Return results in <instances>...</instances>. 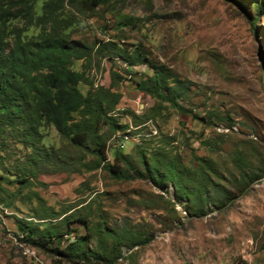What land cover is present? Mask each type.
Returning <instances> with one entry per match:
<instances>
[{"label": "rangeland", "instance_id": "obj_1", "mask_svg": "<svg viewBox=\"0 0 264 264\" xmlns=\"http://www.w3.org/2000/svg\"><path fill=\"white\" fill-rule=\"evenodd\" d=\"M246 1L238 6L226 0H109L92 18L80 17L73 39L89 47L110 39L128 51L139 46L184 85L178 105L186 112H180L136 88L135 81L152 75L149 67L118 61L133 74L119 83L117 110L135 111L139 100L136 115L141 120L137 125L129 116L121 120L129 128L109 137L108 160L118 146L135 165L139 148L166 152L190 170L199 168L197 158H203L218 170V182L225 187L233 175L264 162V12L252 29ZM42 2H37V12ZM125 19L130 23L124 26ZM113 68L114 62L95 50L91 59L72 64L90 82L105 87ZM80 89L86 93L89 85ZM207 114L213 115L210 122L195 118ZM46 134L45 142L54 149L76 156L53 128ZM23 154L21 146L9 145L5 162ZM43 171L26 185L0 183V264H54L39 250L24 251L26 244L11 234L15 219L38 221L34 212L41 215L47 207L61 214L53 222L78 208L92 225L102 220L109 229L146 239L132 248L124 242L113 264H264V176L226 206H209L197 217L185 213L186 200L175 202L170 183L160 191L148 180H118L101 169L72 172L48 165ZM71 227V235H84L81 226ZM107 244L113 245L111 240ZM91 245L98 248L95 241Z\"/></svg>", "mask_w": 264, "mask_h": 264}, {"label": "trees", "instance_id": "obj_2", "mask_svg": "<svg viewBox=\"0 0 264 264\" xmlns=\"http://www.w3.org/2000/svg\"><path fill=\"white\" fill-rule=\"evenodd\" d=\"M38 1L0 0V183L26 185L45 172L48 165L71 168L72 172L101 169L118 180H148L160 191L170 183L175 202L186 200L185 213L198 217L205 215L209 206H226L264 176L262 162L258 168L233 175L229 187H225L218 182V170L203 158H197L199 168L190 170L166 152L148 153L140 148L137 165L120 146L114 149L112 160H108L109 137L113 135V140L129 128L121 120L129 116L135 125L141 120L133 110H117L122 97L117 90L119 83L126 79V74H133L118 61L128 67H149L152 75L135 81L136 88L180 112H186L178 105L184 85L177 74L155 64L139 46L128 51L110 39L89 47L73 39L80 17L92 18L94 11L109 0H43L37 12ZM226 1L240 6V0ZM246 7L252 12L255 29L254 22L264 12V0H248ZM129 23L125 19L123 25ZM94 50L115 64L109 71L108 87L93 84L83 70L72 69L74 61L91 59ZM81 84L89 85L86 93L81 91ZM205 116L195 118L210 122L213 117ZM49 128L57 132L64 145L77 152L76 156L64 155L45 142ZM12 144L21 146L25 154L7 164L5 148ZM35 200L41 201L38 195ZM81 211L77 208L53 222L61 214L44 208L41 215L34 212L38 221L15 219L16 231L12 235L26 244L24 251L39 250L54 259V264H113L120 257L118 249L124 242L130 248L146 242L127 230L120 233L109 229L102 220L92 225L90 216ZM73 224L81 226L84 235H71ZM65 235L69 236L67 242ZM108 240L113 243L110 248ZM93 241L98 248L92 247Z\"/></svg>", "mask_w": 264, "mask_h": 264}, {"label": "built area", "instance_id": "obj_3", "mask_svg": "<svg viewBox=\"0 0 264 264\" xmlns=\"http://www.w3.org/2000/svg\"><path fill=\"white\" fill-rule=\"evenodd\" d=\"M138 106H140V105H139V100H138V102H137V107L135 108V111H134L135 113H137ZM11 234H12V233H11ZM12 237H13V239H16V237H15V236H13V235H12ZM30 257H33V256H32V255H30Z\"/></svg>", "mask_w": 264, "mask_h": 264}]
</instances>
